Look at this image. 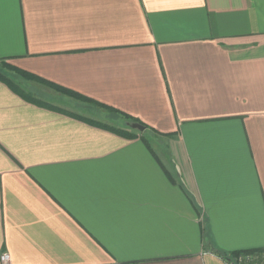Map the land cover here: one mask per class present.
Returning <instances> with one entry per match:
<instances>
[{"label": "crops", "instance_id": "0c3cea01", "mask_svg": "<svg viewBox=\"0 0 264 264\" xmlns=\"http://www.w3.org/2000/svg\"><path fill=\"white\" fill-rule=\"evenodd\" d=\"M0 60L95 102L0 80L12 264H226L213 249L264 248V0H0Z\"/></svg>", "mask_w": 264, "mask_h": 264}, {"label": "trees", "instance_id": "16d2710c", "mask_svg": "<svg viewBox=\"0 0 264 264\" xmlns=\"http://www.w3.org/2000/svg\"><path fill=\"white\" fill-rule=\"evenodd\" d=\"M13 71L14 73H17L21 76H23L24 78L28 79V80H33V81H37V82H40V83H43L44 85L60 92V93H63V94H66L68 96H71L79 101H83L87 104H91V105H95V102L75 91H72L70 89H67V88H64L58 84H55V83H52L50 81H47L41 77H38L30 72H27L25 70H21V69H18L16 67H14L13 65L5 62V61H2L0 60V80H4V81H7V83L9 84V86H11V88L13 90H15L19 95L21 96H25V97H31L32 94L31 92H27L25 89L21 88L16 82L15 80L7 73V71ZM25 93V95H24ZM98 105L102 106L103 108H105L107 111H113L115 112L114 109L108 107V106H105V105H102V104H99L97 103ZM132 121L134 122H138L137 120H134L132 119ZM101 123V122H100ZM140 123V122H139ZM101 125H103L104 127L106 128H110L122 135H126L128 137H131L133 135H136L135 133H132L130 131H125L123 129H119V128H113L109 125H107L106 123H101ZM143 141L146 142V139L144 137H142ZM215 251V253H217L218 255L226 258V259H229L231 258V256L233 255H237L239 252H251V251H262L264 250V248H256V249H245V250H235V251H232V252H224L222 250H219V249H213Z\"/></svg>", "mask_w": 264, "mask_h": 264}, {"label": "built area", "instance_id": "2783aa9c", "mask_svg": "<svg viewBox=\"0 0 264 264\" xmlns=\"http://www.w3.org/2000/svg\"><path fill=\"white\" fill-rule=\"evenodd\" d=\"M229 259H224L226 264H264V250L241 252L233 255ZM0 264H12L10 253L8 251L0 252Z\"/></svg>", "mask_w": 264, "mask_h": 264}, {"label": "rangeland", "instance_id": "374dc122", "mask_svg": "<svg viewBox=\"0 0 264 264\" xmlns=\"http://www.w3.org/2000/svg\"><path fill=\"white\" fill-rule=\"evenodd\" d=\"M14 80L17 81V82L19 83V81H18L16 78H14ZM19 84H20V83H19ZM97 111H98V114H94V115L97 116V117H100V118L103 117L105 114H107V113L104 112V114L102 115L101 113H103V112H101V110H97ZM108 117H109L112 121H114V122H116V123H118V124H120V125H124V124H125V122H124V120H123L122 118H111V116H109V115H108ZM111 120H107V121H110V122H111ZM112 123H113V122H112ZM146 132H147V131H146ZM147 134H148V132L145 133L146 136H148ZM216 254H217V253H216ZM239 254H241V252H239L238 255H239ZM219 256H220V255H219ZM220 257L223 258V260L226 259V258H224V257H222V256H220ZM231 257H234V256H231Z\"/></svg>", "mask_w": 264, "mask_h": 264}, {"label": "water", "instance_id": "95a60500", "mask_svg": "<svg viewBox=\"0 0 264 264\" xmlns=\"http://www.w3.org/2000/svg\"><path fill=\"white\" fill-rule=\"evenodd\" d=\"M131 128L137 129L139 131H143L145 129V126L143 124H140L139 122H129L127 123Z\"/></svg>", "mask_w": 264, "mask_h": 264}]
</instances>
